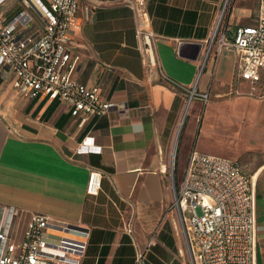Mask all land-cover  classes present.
Masks as SVG:
<instances>
[{
    "label": "crops",
    "instance_id": "crops-1",
    "mask_svg": "<svg viewBox=\"0 0 264 264\" xmlns=\"http://www.w3.org/2000/svg\"><path fill=\"white\" fill-rule=\"evenodd\" d=\"M225 1L143 0L161 74L143 59L129 4L81 0L82 22L69 34L72 76L117 106L80 126L68 104L21 93L14 73L0 74V205L65 221L77 237L87 231L82 264H136L153 234L147 260L189 264L170 209L181 180L176 163L181 154L185 169L193 151L219 155L253 176L256 264H264V94L220 96L257 83L239 76L234 48L225 45L217 56L215 42L209 50ZM259 3L228 0L221 30L231 38L237 26L256 24ZM22 10L34 16L31 28L44 26L32 0H0L7 19ZM196 84L209 91L207 101H189L187 88ZM213 128L215 139L208 137ZM85 138L102 151L78 153ZM91 168L103 174L97 195L87 192Z\"/></svg>",
    "mask_w": 264,
    "mask_h": 264
},
{
    "label": "built area",
    "instance_id": "built-area-1",
    "mask_svg": "<svg viewBox=\"0 0 264 264\" xmlns=\"http://www.w3.org/2000/svg\"><path fill=\"white\" fill-rule=\"evenodd\" d=\"M32 1L41 12L43 27L31 28L34 16L28 10H22L12 19L0 11V74L14 73V87L21 93L68 104L71 114L81 117L80 126L87 116L109 113L117 104L104 100L98 88L87 86L71 73L69 34L72 27L82 22L81 0ZM122 1L134 10L138 47L145 63L164 74L157 53V34L143 0ZM227 2L209 50L217 42L218 56L223 46H231L239 58V76L258 82L264 72V0H260L256 24L237 26L231 38L226 28L221 30ZM89 8L86 6V14ZM203 68L204 64L199 77ZM187 89L189 101L196 97L208 100L209 91L199 92L197 84ZM101 151L100 146L88 144L86 138L77 148L80 154ZM102 178L100 170L90 169L89 194L97 195L101 191ZM254 187L253 176L236 161L199 151L190 154L170 206L181 226L189 264H256ZM72 231L77 230L45 213L0 205V264H82L89 234L81 231L84 233L77 237ZM155 243L156 234H153L148 247L137 256L136 264H147L146 253Z\"/></svg>",
    "mask_w": 264,
    "mask_h": 264
},
{
    "label": "rangeland",
    "instance_id": "rangeland-1",
    "mask_svg": "<svg viewBox=\"0 0 264 264\" xmlns=\"http://www.w3.org/2000/svg\"><path fill=\"white\" fill-rule=\"evenodd\" d=\"M255 89L258 90V93L255 94ZM239 94H242V95H259V94H264V74L262 76V79L257 82V83H254V84H251V87L250 89H245L243 91H240V92H234V93H229V92H226L225 94H222L220 95L221 97H230V96H233V95H239ZM211 130V129H210ZM217 136V129L213 128L211 130V132L208 133V137H210L211 139H215V136ZM177 176L178 178H182V173H183V169H184V165H185V162L183 161L182 157H181V154H180V157L179 159L177 160ZM255 169V168H254ZM253 170H251L250 172L252 173ZM181 226L179 225V230H178V233L180 235V238H181V242L182 244L184 245V249L186 251V246H185V241H184V238L182 236V230L180 228ZM24 229V223L22 224L21 226V232L22 230ZM186 254H187V251H186ZM187 260H188V254H187ZM147 264H157L155 262H151L149 261V259L147 260Z\"/></svg>",
    "mask_w": 264,
    "mask_h": 264
},
{
    "label": "trees",
    "instance_id": "trees-1",
    "mask_svg": "<svg viewBox=\"0 0 264 264\" xmlns=\"http://www.w3.org/2000/svg\"><path fill=\"white\" fill-rule=\"evenodd\" d=\"M88 245H89V242H88ZM87 249H88V247H87ZM87 252V251H86ZM86 255V254H85Z\"/></svg>",
    "mask_w": 264,
    "mask_h": 264
}]
</instances>
